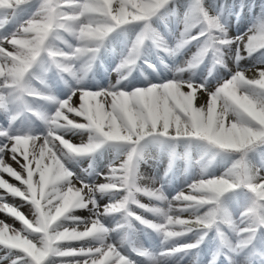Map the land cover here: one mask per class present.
I'll list each match as a JSON object with an SVG mask.
<instances>
[{"label": "snow or ice", "instance_id": "obj_1", "mask_svg": "<svg viewBox=\"0 0 264 264\" xmlns=\"http://www.w3.org/2000/svg\"><path fill=\"white\" fill-rule=\"evenodd\" d=\"M28 2L0 0V29L14 20ZM170 2L43 0L31 19L25 21L11 37L0 39V108L11 112L12 106L22 103L26 96L51 99L41 96L28 82L32 69L45 56L57 69L75 76L69 63L73 58H94L103 41L116 28L147 21ZM191 19L192 22H206L208 26V44L201 51V57L214 44L229 43L213 35L212 30L221 26L199 4L193 9ZM61 31L71 34L80 43L71 54L53 43L63 40ZM142 40L143 34L136 42L130 61H134ZM240 43L244 46L243 51L249 54L264 49V27L246 40L241 39ZM8 46H11V51ZM237 54L238 58H243L241 49H237ZM204 92L207 89L203 85L176 81L131 92L115 88L86 90L80 92L78 106L70 97L60 102L54 115L42 117L49 124L48 134L44 137L11 135L8 130H0V138L6 140L0 143V189L22 198L35 209L30 220L15 206L0 203V212L10 214L23 226L18 229L0 221V233H3L0 248L23 254L17 256L12 264H51L53 258L55 264H135L117 245L105 242L109 229L100 218L126 210L129 203L146 207L135 199V194L141 191L150 197L165 199L155 191L138 188L136 184V159L146 137L198 138L220 149L240 153H247L256 145H264V69H258L252 78L244 72L236 73L215 92L209 93L207 104L197 106V98ZM71 114L80 117L84 123L69 118ZM230 115L234 118L230 119ZM17 118V115L11 116L12 121ZM64 129L88 130L93 136L87 144L74 145L59 134ZM38 141H42L39 150ZM109 142L132 145L127 159L112 169L104 183L88 185L83 181L74 182V173L65 167L60 154L66 151L86 155ZM8 154L20 165V172L6 163L4 158ZM3 173L19 181L23 187L3 179ZM241 188L253 194L252 201L240 221L234 223L224 206L223 197ZM118 192H126L127 195L122 201L101 209L97 195ZM5 199V196H0V201ZM173 199L178 202L176 208L180 212L207 210L203 214L194 211L191 218H182L171 214L175 210L172 207L169 211L149 209L165 217V222L159 224L131 212L128 215L163 233L165 240L181 237L196 229H211L218 222L227 223L239 235L236 244L226 241L233 253L251 244L258 229L264 228V177L249 168L244 159L238 160L225 177L202 179L190 185L188 193H180ZM89 207L95 213L89 222L69 215L74 210ZM63 219L81 223L58 227ZM34 233L39 237H34ZM86 240L98 241L99 246H72L74 242ZM197 247L199 242L181 245L161 255ZM138 254L144 255L143 252ZM155 264H160V261H155Z\"/></svg>", "mask_w": 264, "mask_h": 264}, {"label": "rangeland", "instance_id": "obj_2", "mask_svg": "<svg viewBox=\"0 0 264 264\" xmlns=\"http://www.w3.org/2000/svg\"><path fill=\"white\" fill-rule=\"evenodd\" d=\"M42 3L43 0H29L19 15L0 29V39L11 37L25 21L35 15ZM230 4L231 1L229 6ZM196 6V0H173L168 4L171 12L164 20L153 18L150 22H134L116 28L103 41L94 58L85 56L73 58L69 62L76 73L75 76L57 69L51 59L45 56L42 62H38L32 69L28 82L41 96L51 99L26 96L22 103L12 106L11 112L0 108V130H8L11 135L44 137L48 134L49 124L42 117L54 115L60 102L70 97L73 104L78 106L80 92L86 90L115 88L131 92L138 88L171 81L191 83L203 85L207 89V92L197 98V106H202L208 103L209 93L215 92L236 73L244 72L248 78H252L258 69H264V58L243 51L244 46L240 43L241 39L246 40L260 29L256 22L262 8L259 3L256 2L250 12H243L241 5L227 7L224 0L206 1L205 11L212 18H216L221 26L220 29L212 32L213 35L229 41L220 46L221 57H218L212 49H208L202 57L200 56L201 51L208 44V26L204 22H192L191 17ZM231 7L232 11L225 19L224 13ZM190 23L191 27H189ZM200 33L204 34L199 35ZM142 34L143 40L138 53L134 61H130L136 42ZM60 35L63 40L53 43L64 52L71 54L75 47L80 46L79 41L71 34L61 31ZM8 47L11 51V46ZM238 48L242 50L243 58H238ZM182 70L184 73H180ZM12 115H17L18 118L12 121ZM69 118L84 123L80 117H74V114ZM229 118L234 117L230 115ZM59 134L74 145L87 144L93 136L91 131L83 129H64L60 130ZM167 138L169 141L166 143L163 140L147 144L136 173L138 188L155 191L165 199L150 197L141 191L135 194V199L146 207L129 203L126 210L102 216L101 222L109 229L105 242L117 245L135 264H155L157 260L160 264H264V228L258 229L251 244L238 253H233L226 241L236 244L239 235L227 223L218 222L211 229H196L181 237L165 240L163 233L128 215L131 212L144 220L159 224L165 222V217L149 209L160 208L169 211L172 207L175 210L171 214L183 216L182 218H191L194 211L196 214H203L207 208L180 212L176 208L178 202L173 198L180 193H188L190 185L202 179L225 177L240 159H244L249 168L254 172L258 171L259 175L264 177V147L246 156L232 155L229 152L216 155L211 144L198 138ZM5 142L4 138H0V143ZM40 142L42 141L37 142V150ZM132 147L126 143L109 142L90 154L75 155L65 151L60 155L65 167L74 173L72 177L74 182L83 181L88 185H97L104 183L112 169L127 159ZM29 150L31 151V145ZM4 159L16 171H21L20 165L12 160L10 154ZM2 178L14 186L23 187L7 173H3ZM6 195L7 191L0 189V196ZM125 195L126 192L98 194L96 199L103 209L106 205L122 201ZM252 195L241 188L223 197L224 206L234 223L240 221L242 214L250 206ZM0 203L8 202L3 200ZM26 205L33 210V213L23 214L31 220L35 209L28 202ZM2 215L6 217L5 212H0V221L14 227L12 223L4 220ZM69 215L81 217L83 222H89L94 218L95 213L89 207L74 210ZM9 217L8 215L6 218ZM63 221L59 222L58 227H72L76 223H81L69 219L72 225L67 226ZM32 235L39 237V234ZM201 237H203L202 241ZM197 242L199 247L189 251L161 255L169 249ZM72 246H99V242L86 240ZM138 252H143L144 255H139ZM0 255L4 256L0 259V264H12L17 256L23 254L0 248ZM51 264H55V258L52 259Z\"/></svg>", "mask_w": 264, "mask_h": 264}, {"label": "trees", "instance_id": "obj_3", "mask_svg": "<svg viewBox=\"0 0 264 264\" xmlns=\"http://www.w3.org/2000/svg\"><path fill=\"white\" fill-rule=\"evenodd\" d=\"M173 1V0H171ZM207 0H196L197 2V5L199 4L200 7H202L204 9V4L206 3ZM259 1V5H261V10H260V15L257 17L256 19V22L259 24L260 28L261 27H264V0H233V4L234 5H241V11L243 12H250L251 10V7H252V4ZM228 7H230L228 5ZM205 10V9H204ZM169 9H168V5H166L165 7L161 8L153 17H151L148 21H150L152 18L154 17H157V18H164L166 17L168 14H169ZM232 11V7L231 9H227L226 12H225V18L227 19V15L228 13ZM202 19V18H201ZM206 23V22H204ZM215 29L212 30V32L214 31ZM219 44V43H217ZM216 44H214L211 48L209 49H213L216 53H217V56L218 57H221L220 54H221V49H220V46L223 45V44H219L218 46H215ZM253 55H256L260 58H264V49H259L255 52H253ZM165 139L167 140V138L165 137ZM154 140L155 142H157V140H160V138H156V136H153V137H146L145 140H144V143H141L142 147L140 148L139 150V156H141L142 152L144 151V149L146 148V143L149 142V141H152ZM146 141V142H145ZM264 147V145H256L254 146L253 148H251L247 153H240V152H234V151H227V150H223V149H220L216 146H214V150H215V153L217 155L221 154L222 152H229L231 153L232 155H243L245 154H249L253 151H257V150H260ZM140 158V157H139ZM137 167H138V163L136 162V170H137Z\"/></svg>", "mask_w": 264, "mask_h": 264}, {"label": "bare ground", "instance_id": "obj_4", "mask_svg": "<svg viewBox=\"0 0 264 264\" xmlns=\"http://www.w3.org/2000/svg\"><path fill=\"white\" fill-rule=\"evenodd\" d=\"M169 61V60H168ZM171 63V62H170ZM180 73H184V70H182V71H180ZM175 78H177V77H175ZM73 82V81H72ZM96 86H98V85H96ZM40 143H42V142H40ZM14 181L15 182H18V181H16L15 179H14ZM6 197V199H5V202H8L7 204H9V205H12V206H15L18 210H21L22 211V213H25V214H31V213H33V210L30 208V207H26L27 205H26V201L25 200H23L22 198H17V197H13V196H11L10 194H8L7 193V195L5 196ZM5 214H6V217L9 215L10 217H9V219L8 218H6L5 216H3V218H4V220H6V221H9L10 223H12L13 225H14V227L15 226H17V228H20V227H23L22 225H21V223L19 222V221H17V220H15L10 214H7L6 212H5ZM63 221V220H62ZM63 222H65V225H67V226H71L72 225V223L71 222H69V219L68 220H64ZM83 242H85V241H82V242H74V244L73 245H79V244H81V243H83ZM4 256H2V255H0V259H2Z\"/></svg>", "mask_w": 264, "mask_h": 264}, {"label": "clouds", "instance_id": "obj_5", "mask_svg": "<svg viewBox=\"0 0 264 264\" xmlns=\"http://www.w3.org/2000/svg\"><path fill=\"white\" fill-rule=\"evenodd\" d=\"M0 239H3V233H0Z\"/></svg>", "mask_w": 264, "mask_h": 264}]
</instances>
